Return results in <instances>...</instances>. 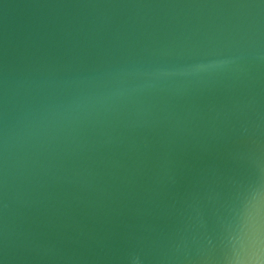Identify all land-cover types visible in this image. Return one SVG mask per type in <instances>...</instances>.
<instances>
[{"label":"water","instance_id":"1","mask_svg":"<svg viewBox=\"0 0 264 264\" xmlns=\"http://www.w3.org/2000/svg\"><path fill=\"white\" fill-rule=\"evenodd\" d=\"M264 259V0H0V264Z\"/></svg>","mask_w":264,"mask_h":264},{"label":"snow or ice","instance_id":"2","mask_svg":"<svg viewBox=\"0 0 264 264\" xmlns=\"http://www.w3.org/2000/svg\"><path fill=\"white\" fill-rule=\"evenodd\" d=\"M252 264H264V259L260 258L257 254L256 258L252 261Z\"/></svg>","mask_w":264,"mask_h":264}]
</instances>
